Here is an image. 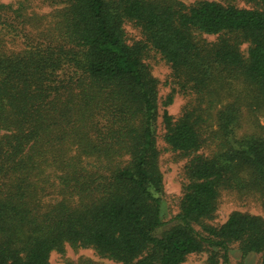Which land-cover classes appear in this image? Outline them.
<instances>
[{"label": "trees", "instance_id": "16d2710c", "mask_svg": "<svg viewBox=\"0 0 264 264\" xmlns=\"http://www.w3.org/2000/svg\"><path fill=\"white\" fill-rule=\"evenodd\" d=\"M40 1L63 7L46 20L0 4V264H51L65 245L118 264H182L203 251L207 264H230L233 243L264 264L262 218L233 212L206 236L194 228L212 217L221 190L264 197V0ZM125 22L144 40L128 44ZM6 38L24 48L7 52ZM148 49L195 99L177 120L162 114L164 143L193 156L175 224L160 236ZM205 144L212 152L196 154ZM50 194L57 200L45 204Z\"/></svg>", "mask_w": 264, "mask_h": 264}, {"label": "rangeland", "instance_id": "374dc122", "mask_svg": "<svg viewBox=\"0 0 264 264\" xmlns=\"http://www.w3.org/2000/svg\"><path fill=\"white\" fill-rule=\"evenodd\" d=\"M183 4L189 6L197 1L202 0H177ZM218 3H225L223 0H207ZM0 4H12L14 8L19 4L26 5L28 7L25 12L26 15L33 17H46L49 20V15L56 9H61L63 5H51L44 3L40 0H0ZM233 4L239 8H252L251 4H247L242 0H234ZM25 31L29 33L35 31L29 23L24 25ZM124 38L128 44H134L141 40H144V36L140 28L135 26L132 22H125L122 26ZM31 37V36H30ZM200 40L215 41L216 36L201 35L198 37ZM5 49L7 52H18L23 49L22 40L8 41L5 39ZM4 49V48H3ZM248 43H244L240 46L242 54L247 56ZM143 65L146 67L150 76L155 80L156 89V105L158 118L156 121L155 138L158 151V170L161 177V198H162V218L165 225L159 229L156 233L160 236L162 232L166 231L175 221L173 218L179 211L180 200L183 195V185L186 182L185 167L189 162L191 155H181L168 148L163 141L164 126L162 124V114L166 111L173 120H177L185 111V109L195 104V99L190 92L179 90L175 80L172 77V70L161 56L154 50L148 49L142 59ZM171 96V102H168ZM228 101V100H227ZM225 103V101H223ZM220 108V103L215 108ZM214 113V112H213ZM259 115V114H257ZM259 121L264 125V116L259 115ZM215 124L209 123L204 126V133L213 131ZM243 128H248V124ZM243 130L240 131L242 133ZM212 152V146H205L199 152L198 155H209ZM56 195L50 194L43 198V202L53 203L55 202ZM233 212H240L249 214L252 216L260 217L264 220V197L259 195H241L236 189L221 190L214 214L209 219L202 220L199 224L194 225L195 230L202 236H206L205 228H220L227 220L228 216ZM218 251V250H215ZM209 256L208 251H203L198 254H191L186 257L182 264H207V258ZM229 262L230 264H261L262 254L251 253L243 254L238 248L237 243H233L229 246ZM81 260L89 261V264H118L112 260L99 256L93 249L73 248L69 245H65L63 253L52 252L49 256V262L51 264H67L69 262L77 263ZM221 264V263H220Z\"/></svg>", "mask_w": 264, "mask_h": 264}]
</instances>
